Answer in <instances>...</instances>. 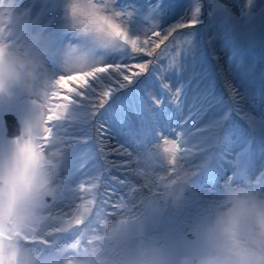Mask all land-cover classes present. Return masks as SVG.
<instances>
[{
    "label": "snow or ice",
    "instance_id": "6c2138e0",
    "mask_svg": "<svg viewBox=\"0 0 264 264\" xmlns=\"http://www.w3.org/2000/svg\"><path fill=\"white\" fill-rule=\"evenodd\" d=\"M99 8L95 0L87 7L73 3L70 14L79 26L120 40L111 61L67 82L64 75L56 78L46 110L27 101L44 117L42 132L26 141L41 163L50 145L63 142L68 152L61 193L47 203L54 227L44 236L23 237L25 244L42 246L40 256L70 250L60 238L79 216L98 207L109 214L121 208L133 166L161 144L173 154L177 145H196L217 154L218 166L264 177V67L249 66L235 77L216 55L217 37L237 54L241 37L264 42V0H186L179 13L174 0H103L104 11ZM206 11L211 24L205 23ZM74 127L83 135L70 136ZM72 152L79 155L69 169ZM176 163L171 161L172 170ZM0 264H19L18 254L0 252Z\"/></svg>",
    "mask_w": 264,
    "mask_h": 264
},
{
    "label": "clouds",
    "instance_id": "9594fccd",
    "mask_svg": "<svg viewBox=\"0 0 264 264\" xmlns=\"http://www.w3.org/2000/svg\"><path fill=\"white\" fill-rule=\"evenodd\" d=\"M76 3L87 7L89 0ZM95 3L103 12V0ZM10 23L7 10H0V102L19 95L46 110L53 103L51 92L56 78L64 75L67 82L72 74L95 69L96 63L73 61L65 72L49 76L41 57L12 48ZM80 27L97 32L92 25ZM102 34L119 49V39ZM43 119L41 109L29 104L23 118L17 120V133L8 137L12 143L0 146V252L17 253L19 264H43L45 259L57 264H167L148 245L124 256L117 252L132 238L129 228L137 211L149 218L162 210L173 214L187 211L193 204L190 194L196 173L209 170L217 162V154L196 145H177L173 154L161 144L150 159L133 166L132 177L140 182L135 185L139 191L134 200L111 214L98 207L79 216L71 232L70 250L49 258L39 255L41 247L37 244H25L23 240L24 236H44L54 227L50 219L53 209L47 203L61 193L62 166L68 159L63 142L46 148L42 163L26 144L30 133L35 136L42 132ZM173 159L177 162L174 170ZM191 161H195V168ZM201 207L195 220L199 247L180 255L175 264H264V191L254 182L241 184L229 177ZM72 243L76 245L74 250L70 248Z\"/></svg>",
    "mask_w": 264,
    "mask_h": 264
},
{
    "label": "rangeland",
    "instance_id": "374dc122",
    "mask_svg": "<svg viewBox=\"0 0 264 264\" xmlns=\"http://www.w3.org/2000/svg\"><path fill=\"white\" fill-rule=\"evenodd\" d=\"M224 2L227 3L228 0ZM73 3H76V0H0V10L6 9L11 17L10 36L8 37L10 45L14 49L34 52L41 57L42 67L51 77L65 72L73 61L110 62L116 50L104 34L92 29L85 30L77 24L70 14ZM185 3L186 0H174L177 13L182 11ZM174 19H179V16ZM205 23L211 24V21L207 19V11L205 12ZM210 31L214 35L216 26L213 25ZM217 40L219 42L216 45V55L220 58L221 67L225 72L230 71L238 77L249 66L264 67V42H261L259 38L251 41L241 37L237 42V46L241 49L239 54L235 53L226 41L219 37ZM171 55L176 56V53H171ZM176 60L179 64L180 56H176ZM164 64H168V59H164ZM27 106V100L19 95L11 102H0V146L10 142L5 133L3 114L13 112L21 119ZM82 135L83 133L78 132L75 127L70 130V136L80 137ZM110 143L115 145L116 139L113 138ZM72 147L75 148L76 145L73 144ZM226 148L227 146L225 150ZM105 150L108 151V149ZM77 155L79 154L76 152L70 153L67 168L73 167ZM108 159L116 160L117 157L111 156ZM190 164L193 168L196 167L195 161H191ZM229 177H232L233 182L241 184L254 182L259 190L264 191V177L258 178L255 174L247 172L241 174L228 169L227 165L218 166V162H215L206 172L196 173L190 194L193 204L187 211L173 214L162 210L151 218L143 211H137L132 217L129 228L132 238L118 250L117 255L124 256L138 247L148 245L163 256L167 264H175L180 255L197 249L200 241L195 220L201 214L202 203L205 198L215 195L221 182ZM139 183L132 176L129 177V187L121 190L126 194L123 198L124 206L134 200L139 191L135 185ZM60 240L61 245H68L72 242L73 235L65 233ZM55 254L49 249V258H54Z\"/></svg>",
    "mask_w": 264,
    "mask_h": 264
},
{
    "label": "water",
    "instance_id": "95a60500",
    "mask_svg": "<svg viewBox=\"0 0 264 264\" xmlns=\"http://www.w3.org/2000/svg\"><path fill=\"white\" fill-rule=\"evenodd\" d=\"M18 117L12 112H6L3 114V121L6 127L7 136L11 137L17 133V124Z\"/></svg>",
    "mask_w": 264,
    "mask_h": 264
}]
</instances>
